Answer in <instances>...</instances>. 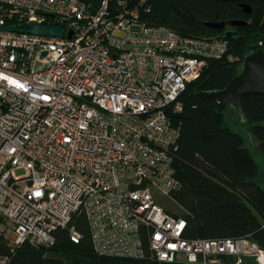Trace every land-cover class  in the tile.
Here are the masks:
<instances>
[{
	"label": "built area",
	"instance_id": "1",
	"mask_svg": "<svg viewBox=\"0 0 264 264\" xmlns=\"http://www.w3.org/2000/svg\"><path fill=\"white\" fill-rule=\"evenodd\" d=\"M144 2L0 0V216L11 242L53 246L67 227L79 242L83 213L101 255L264 264L249 237L186 238L187 221L161 204L181 186L169 112L182 111L188 84L229 43L148 26ZM30 21L66 31L3 29Z\"/></svg>",
	"mask_w": 264,
	"mask_h": 264
},
{
	"label": "trees",
	"instance_id": "2",
	"mask_svg": "<svg viewBox=\"0 0 264 264\" xmlns=\"http://www.w3.org/2000/svg\"><path fill=\"white\" fill-rule=\"evenodd\" d=\"M87 1L96 6L101 0ZM243 2L252 6L251 13L244 10ZM233 18L248 21L232 28L239 31L233 37L225 35L229 28L207 24ZM140 20L186 36L226 38L229 43L223 57L210 59L201 75L188 84L180 97L182 111L169 112L181 130L174 159L181 186L170 197L173 204L163 206L187 221L186 238L249 237L264 249V185L250 147L257 141L264 155V93L243 96L246 121L232 112L246 131L228 123L229 105L202 95L224 89L249 53L264 50V0H145ZM73 222L82 235L79 242L71 239L69 227L55 232L53 246L28 241L15 245L0 234V264L3 258L6 264H199L101 255L94 248L87 216L77 214ZM223 259L220 264H231Z\"/></svg>",
	"mask_w": 264,
	"mask_h": 264
},
{
	"label": "water",
	"instance_id": "3",
	"mask_svg": "<svg viewBox=\"0 0 264 264\" xmlns=\"http://www.w3.org/2000/svg\"><path fill=\"white\" fill-rule=\"evenodd\" d=\"M242 6L247 13L253 11L252 6L248 2H243ZM247 23L248 21L246 19L237 18L207 22L209 26L215 28H229L225 33L226 37L237 36L239 31L232 28ZM3 29L43 35L64 36L66 26L60 23L30 21L4 26ZM72 34L73 31H70L69 37H71ZM249 93H264V50L262 49L253 51L245 57L241 71L224 89L204 91L202 95L216 98L220 103L229 105L234 114L240 116L243 121H246L247 117L242 107V98ZM250 138H253L251 134Z\"/></svg>",
	"mask_w": 264,
	"mask_h": 264
},
{
	"label": "rangeland",
	"instance_id": "4",
	"mask_svg": "<svg viewBox=\"0 0 264 264\" xmlns=\"http://www.w3.org/2000/svg\"><path fill=\"white\" fill-rule=\"evenodd\" d=\"M227 121L229 124L233 125L237 129L246 131V127L240 123L239 118L232 113V110L230 108L227 109ZM250 147H251V153L259 165V179L264 185V155L261 152L259 148V143L257 141L250 143ZM16 172L18 175H23L25 173V170L17 169ZM160 200L162 205L173 204V200L170 197H163ZM2 227L3 230H5V232L12 228L11 223L5 219L3 221ZM5 236H9L10 240L14 239L13 231L9 230V233H7ZM250 262H253V259L250 260L247 259L246 263H250Z\"/></svg>",
	"mask_w": 264,
	"mask_h": 264
}]
</instances>
